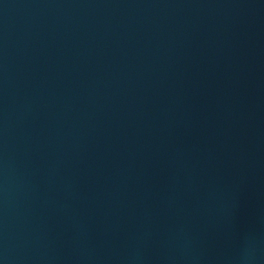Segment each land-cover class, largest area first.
Instances as JSON below:
<instances>
[{
	"label": "water",
	"instance_id": "95a60500",
	"mask_svg": "<svg viewBox=\"0 0 264 264\" xmlns=\"http://www.w3.org/2000/svg\"><path fill=\"white\" fill-rule=\"evenodd\" d=\"M0 264H264V0H0Z\"/></svg>",
	"mask_w": 264,
	"mask_h": 264
}]
</instances>
